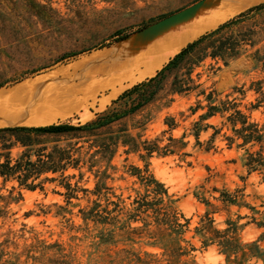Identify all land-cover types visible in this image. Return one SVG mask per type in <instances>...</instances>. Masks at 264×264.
<instances>
[{"label": "rangeland", "instance_id": "374dc122", "mask_svg": "<svg viewBox=\"0 0 264 264\" xmlns=\"http://www.w3.org/2000/svg\"><path fill=\"white\" fill-rule=\"evenodd\" d=\"M199 1L192 14L198 16L151 38L138 35ZM214 1L222 2L225 14L203 21L204 8ZM263 2L0 0V128L91 122L187 44ZM263 19L256 16L247 25ZM263 48L264 41L246 46L228 65L206 58L193 73L201 87L190 95L161 91L152 104L103 127L97 132L101 136L83 139L80 171L69 169L66 175L74 174L71 183L79 181L89 192H80L70 205L57 194L65 192L57 183L46 184L44 192L11 191L13 184L0 179V264H264V168L248 174L243 157L251 144L241 147L228 114L200 122L207 101L197 96L204 89L214 94L215 103L234 101L264 136L263 110L251 107L256 92L264 90V68L254 58ZM153 61L156 67L145 73ZM167 118L177 127L170 130ZM196 122L215 128L199 132L201 145L193 136ZM38 139L51 146L59 137ZM61 139V145L78 141ZM103 142L109 150L100 149ZM154 144L148 155L144 149ZM259 149L258 144L252 148ZM136 168L164 186L167 196L160 207L175 209L182 228L169 219L161 222L151 211L128 221L137 197L155 198L153 185L147 186ZM225 193L236 203L222 202ZM95 204L99 212H111L105 223L83 219Z\"/></svg>", "mask_w": 264, "mask_h": 264}, {"label": "trees", "instance_id": "16d2710c", "mask_svg": "<svg viewBox=\"0 0 264 264\" xmlns=\"http://www.w3.org/2000/svg\"><path fill=\"white\" fill-rule=\"evenodd\" d=\"M259 15H264V2L248 8L215 30L201 35L194 42L187 44L161 70L156 71L155 76L147 78L129 89L127 88L117 100L113 101L114 106L112 108L98 114L96 119L91 122L82 125L59 123L41 127L12 126L0 128V179L2 184L6 186L8 183H12L11 191L18 189L20 191L35 192L39 190L44 192L46 184L57 183L58 187L65 190L64 193L57 192V194L64 197L66 204L70 205L73 199L78 200L80 192L86 194L89 191L79 186V181L72 184L71 179L75 178V175H66V172L69 169L80 171L79 143L89 137L101 136L102 134H97V132L103 130V127L108 128L152 104L157 100L161 91L167 89L171 95H190L199 89L201 84H195L193 73L206 58L219 60L224 65H228L230 61L241 55L244 47L254 48L258 43L264 41V36L260 37L262 34L264 35V19L247 25V21H252ZM260 51V49L255 50L254 58L264 68V48L262 55H260ZM205 93L206 91L201 89L197 94V96H204L207 101V105H205L207 111L200 116L199 121H205L218 114L222 116L228 114L227 120L232 124L234 134L243 141L241 147L251 144L249 149L245 150L243 157V165L247 168L248 174L259 171L261 167L264 168V136L259 125L251 122L249 116L245 115L234 101L226 100L218 104L213 101L214 94L212 92L207 95ZM256 93L259 96L256 103L251 107L254 110L261 108L264 115V90L260 89ZM196 106L201 108L200 101ZM200 122L194 124L195 131L193 133L198 145H201L199 142L201 130L215 129L212 125L202 127ZM165 124L170 130L177 127L173 118H167ZM40 135H54L59 139L53 140L54 145L49 146L38 139ZM63 137L78 141L72 145H61V138ZM109 139L113 140L112 138ZM227 140L231 141V138H227ZM170 141H174V139L170 138ZM256 144L260 145V149L253 151L252 148ZM156 146L154 144V147L144 150L149 155L154 152ZM100 149L107 151L110 149V145L103 142ZM14 151H17L16 154ZM136 170L139 171L137 168ZM139 172V177L145 180L147 186L153 185L151 193L155 198L150 200L147 199V196L137 197L133 202L135 205L133 211L127 216L128 221L134 222L141 214L151 211L161 222L169 219L175 228H182L175 209L167 207L168 210H164L160 207L163 205L162 197L167 196L164 186L154 178L146 177L143 172ZM79 176V179L82 180L83 174L81 172H79ZM97 192L98 187L96 186L94 193ZM19 195L21 194L19 193ZM221 197V201L224 203H236L235 196L230 193H225ZM99 207V204H95L93 209L91 208L82 216L83 219L90 220L96 217L105 223L111 212H106V209L99 212Z\"/></svg>", "mask_w": 264, "mask_h": 264}, {"label": "water", "instance_id": "95a60500", "mask_svg": "<svg viewBox=\"0 0 264 264\" xmlns=\"http://www.w3.org/2000/svg\"><path fill=\"white\" fill-rule=\"evenodd\" d=\"M203 1H199L197 3H195L194 5L183 9L177 13H174L173 15L147 27L146 29H144L141 33H139V36L145 37V38H151V36L153 37L155 34H157L158 32L176 25L178 23H181L183 21H185L186 19H188L202 4ZM252 7V6H251ZM250 8V7H249ZM7 127H16L18 125H6Z\"/></svg>", "mask_w": 264, "mask_h": 264}, {"label": "bare ground", "instance_id": "6f19581e", "mask_svg": "<svg viewBox=\"0 0 264 264\" xmlns=\"http://www.w3.org/2000/svg\"><path fill=\"white\" fill-rule=\"evenodd\" d=\"M218 1V0H217ZM245 1V0H244ZM252 1V0H251ZM231 2V1H230ZM229 1H228V3H230ZM209 3V2H208ZM237 4V3H236ZM209 5H210V3H209ZM247 5H248V3H247ZM205 6V5H204ZM208 6V5H207ZM222 6H223V4H222V2L220 3H218V2H213L210 6H208L206 9L204 8V10H203V14L204 15H206V17H205V19L203 20V21H212V20H214V19H216L217 17H219L221 14H225L224 13V10H223V8H222ZM202 9V8H201ZM228 10V9H227ZM199 11V10H198ZM233 11V10H232ZM231 12V11H230ZM229 12V13H230ZM193 17L194 16H198L196 13L194 14V15H192ZM225 16V15H224ZM227 16V15H226ZM222 17H223V15H222ZM190 18V17H189ZM170 38V37H169ZM152 40V39H151ZM153 42V41H152ZM154 43V42H153ZM148 47H149V45H148ZM151 47V46H150ZM156 47H158V46H156ZM162 47V46H161ZM152 49V48H151ZM145 50V49H144ZM150 49L148 48V51H149ZM163 50V49H162ZM150 52H153V51H150ZM140 53V52H139ZM169 53V52H168ZM148 54V53H147ZM156 54V53H155ZM166 54V53H165ZM134 55H136V54H134ZM139 55V54H138ZM164 54H161V56H163ZM167 55V54H166ZM132 56V55H131ZM137 56V55H136ZM153 57H155V56H153ZM163 57H165V55L163 56ZM163 57H161V58H163ZM133 59H134V57H132ZM136 58V57H135ZM158 57H155L154 58V60L155 59H157ZM160 56H159V61H160ZM144 58L142 57V60H143ZM146 59V58H145ZM144 59V60H145ZM157 59V60H158ZM143 60V61H144ZM146 61V60H145ZM156 61V60H155ZM155 61H153L152 63H150V64H148V65H146V63H145V73L146 72H149V71H152V70H154V69H152V68H154V66L156 67V63H155ZM141 62V61H140ZM142 65V64H141ZM157 69V68H156ZM143 72V74L144 75H147V74H145ZM152 73H154V72H152ZM142 74V75H143ZM43 106H45V105H43ZM45 108V107H44Z\"/></svg>", "mask_w": 264, "mask_h": 264}, {"label": "crops", "instance_id": "0c3cea01", "mask_svg": "<svg viewBox=\"0 0 264 264\" xmlns=\"http://www.w3.org/2000/svg\"><path fill=\"white\" fill-rule=\"evenodd\" d=\"M2 127V126H1Z\"/></svg>", "mask_w": 264, "mask_h": 264}]
</instances>
